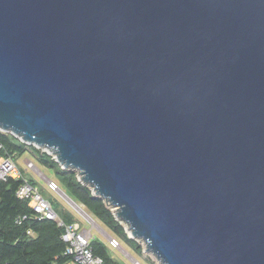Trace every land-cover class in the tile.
<instances>
[{
  "label": "water",
  "instance_id": "obj_1",
  "mask_svg": "<svg viewBox=\"0 0 264 264\" xmlns=\"http://www.w3.org/2000/svg\"><path fill=\"white\" fill-rule=\"evenodd\" d=\"M0 129L158 264H264V0H0Z\"/></svg>",
  "mask_w": 264,
  "mask_h": 264
},
{
  "label": "trees",
  "instance_id": "obj_2",
  "mask_svg": "<svg viewBox=\"0 0 264 264\" xmlns=\"http://www.w3.org/2000/svg\"><path fill=\"white\" fill-rule=\"evenodd\" d=\"M0 143L3 145L2 154L11 156L16 162L22 156L29 157L51 173L59 186L76 202L84 204L87 212L102 223L113 237L131 245L136 254H143L142 243L129 237L111 208L78 179L75 170L63 168L48 152L1 129ZM28 179L37 186L34 177ZM22 183V178L12 176L0 180V264H68L70 256L64 254L67 243L62 237L64 227L50 219L17 221L19 215L30 212L33 208L29 198L18 196ZM59 216L68 223L75 221L66 208L59 211ZM28 230H32L34 234L28 233ZM90 246L95 255L103 258L105 264H122L107 239L93 236Z\"/></svg>",
  "mask_w": 264,
  "mask_h": 264
},
{
  "label": "built area",
  "instance_id": "obj_3",
  "mask_svg": "<svg viewBox=\"0 0 264 264\" xmlns=\"http://www.w3.org/2000/svg\"><path fill=\"white\" fill-rule=\"evenodd\" d=\"M3 145L0 143V180L6 179L8 176L14 178H22L23 183L18 189V196L20 198H29L32 201V210L30 212L19 215L17 221L24 219L43 220L50 219L57 222L59 226L64 227V234L62 237L66 241V249L64 254L70 256L68 264H105L102 257L95 255L90 246L91 231L81 228L78 224L65 222L56 210L53 208L51 202L46 199L40 192L38 186L31 184L28 177L19 169L17 162L9 155L2 154ZM27 168L37 170L36 165L30 159L26 160ZM47 187L51 191L60 193V186L57 181L53 179H46ZM34 234L32 230L27 231ZM112 248L121 249V243L115 237L108 238ZM133 264H142L138 259L133 258Z\"/></svg>",
  "mask_w": 264,
  "mask_h": 264
},
{
  "label": "rangeland",
  "instance_id": "obj_4",
  "mask_svg": "<svg viewBox=\"0 0 264 264\" xmlns=\"http://www.w3.org/2000/svg\"><path fill=\"white\" fill-rule=\"evenodd\" d=\"M27 158H29V157L22 156L17 160L18 161L17 164H18L19 169L27 177H34L36 179V181H37L36 185L38 186L40 192L43 194V196L46 199H48L51 202V204H52L53 208L56 210V212L59 214V211H63L66 208L73 215L75 220L81 221L85 226L92 227V229H91V235L92 236H99L103 239H106L107 235L103 231V229L106 230V228L102 225V223H100L96 218L92 217L90 214H89L90 216H87V214L84 213V211L86 210V207L85 206L83 207L82 204H79V203L74 204L70 200L63 197L61 195V193L51 191L47 187L46 179L47 178H53V175L51 173L45 171L40 165L36 164L35 162L34 163L36 164V166L39 167V169L42 171V173H44L43 175L46 176L47 178L42 176V175H39L37 172H33V170L27 168V165H26V159ZM30 160H32V159L30 158ZM53 179L55 181H57V179H55V178H53ZM93 221H95L98 225L95 224ZM120 243H121L122 247L130 255H132L134 258L138 259L142 264L157 263V260L155 259V257L152 254L146 253L145 251L141 255L136 254L131 245H129L128 243H126L123 240H120ZM113 250H114L116 256L119 258V260L122 262V264H133V262H132L133 259L129 258L128 254H126L125 252H122L120 249L113 248Z\"/></svg>",
  "mask_w": 264,
  "mask_h": 264
},
{
  "label": "crops",
  "instance_id": "obj_5",
  "mask_svg": "<svg viewBox=\"0 0 264 264\" xmlns=\"http://www.w3.org/2000/svg\"><path fill=\"white\" fill-rule=\"evenodd\" d=\"M83 210V209H82ZM84 211V210H83ZM86 214V213H85ZM95 224H97L95 221H93ZM74 223L78 224L79 227L85 228L90 230L92 227L85 226L81 221L75 220ZM98 225V224H97ZM92 237V236H91Z\"/></svg>",
  "mask_w": 264,
  "mask_h": 264
},
{
  "label": "clouds",
  "instance_id": "obj_6",
  "mask_svg": "<svg viewBox=\"0 0 264 264\" xmlns=\"http://www.w3.org/2000/svg\"><path fill=\"white\" fill-rule=\"evenodd\" d=\"M27 159H29V158H27ZM27 159H26V160H27ZM31 161H32V160H31ZM34 164H35V163H34ZM35 165H36V164H35ZM36 167H37V166H36ZM37 170H38V169H37ZM38 171H39V170H38ZM39 173H40L39 175L44 176L40 171H39ZM44 177H46V176H44ZM46 178H47V177H46ZM47 179H48V178H47ZM50 179H52V178H50ZM53 180H54V179H53ZM60 193H61V187H60ZM61 195H62V194H61ZM62 196H63V195H62ZM63 197H64V196H63ZM77 203H78V202H77ZM79 204H82V203H79ZM82 205H83V207H84V204H82ZM84 209H85V208H84ZM85 211H86V210H85ZM85 211H84V213H85ZM86 212H87V211H86ZM87 213H88V212H87ZM91 229H92V228H91ZM91 229H90V231H91ZM92 237H93V236H92ZM92 237H91V238H92ZM112 237H113V236H112ZM106 239L108 240V238H106ZM121 249H122V250H121L122 252H125L124 249H123V247H122V245H121Z\"/></svg>",
  "mask_w": 264,
  "mask_h": 264
},
{
  "label": "bare ground",
  "instance_id": "obj_7",
  "mask_svg": "<svg viewBox=\"0 0 264 264\" xmlns=\"http://www.w3.org/2000/svg\"><path fill=\"white\" fill-rule=\"evenodd\" d=\"M114 210H115V212L117 213V211H118V207L114 206Z\"/></svg>",
  "mask_w": 264,
  "mask_h": 264
}]
</instances>
